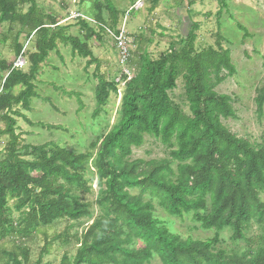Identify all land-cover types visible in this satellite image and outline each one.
Returning a JSON list of instances; mask_svg holds the SVG:
<instances>
[{"label":"trees","instance_id":"obj_1","mask_svg":"<svg viewBox=\"0 0 264 264\" xmlns=\"http://www.w3.org/2000/svg\"><path fill=\"white\" fill-rule=\"evenodd\" d=\"M219 1L227 8L224 0ZM95 5L99 9L96 19L103 24L101 7ZM23 6H28L25 13L20 11ZM107 10L116 26L118 13L113 6ZM6 22L19 24L35 40L34 51L26 55V72L0 60V117L4 124L0 137L9 139L7 155L0 161V241L14 233L28 238L38 227L89 215V205L73 192L89 191L84 173L90 154H75L55 145L50 149L49 144H22L16 128L18 118L31 123L23 112L30 111L32 100L40 98L35 82L58 43L69 45L73 55L89 59L87 66L96 63L99 71V61L88 44L67 36L55 18L41 12L36 0H0V25ZM238 28L248 35L243 26ZM196 30L194 25L180 51L172 50L156 60L147 56L130 60L136 73L126 84L120 121L102 137L94 161L104 185L98 201L101 215L78 237L80 248L73 261L64 256L61 264H147L154 255L161 264H264V143L254 148L223 125L222 118L235 117V111L231 98L214 88L224 81L222 72L233 76L235 67L219 35L216 49L197 52ZM23 48L14 45L17 58ZM180 75L185 78L189 115L168 94L176 88ZM116 91L112 83L98 80L95 117ZM255 103L258 115L263 116L264 85L257 91ZM146 136L170 148L169 159L130 161L132 149L141 147ZM145 196L157 200L169 216L182 218L193 213L205 230L230 229L233 241L244 240L245 232L258 222L263 229L260 247L238 255L218 249V235L206 241L182 240L154 218V207L144 201ZM13 199L16 209L24 210L19 228L10 215L9 200ZM61 238L45 244L37 264ZM135 240L144 247L129 248ZM9 256L13 264H21L19 259L29 262L27 250Z\"/></svg>","mask_w":264,"mask_h":264},{"label":"rangeland","instance_id":"obj_2","mask_svg":"<svg viewBox=\"0 0 264 264\" xmlns=\"http://www.w3.org/2000/svg\"><path fill=\"white\" fill-rule=\"evenodd\" d=\"M41 12L56 19L59 27H64L65 34L78 37L86 42L94 57L99 61V71L96 63L87 66L89 59L72 54L69 45H61L57 53H52L43 64L35 85L40 98L33 99L30 111L23 112L31 122L28 124L17 119L16 133L21 136V143L31 146L49 144L72 151L75 154L89 153L90 160L84 177L89 187L88 192L74 191L83 204L89 205V215L78 221L59 220L50 226L38 227L28 238L17 233L0 241V264H13L9 254L27 250L28 264H37L47 242L57 236L62 238L54 241L47 255L42 257L41 264H61L67 256L73 261L80 248L78 237L84 229L92 225L101 215L98 201L104 191L103 182L96 174L94 161L103 136L108 134L120 121L122 97L125 86L116 82L122 76L121 66L114 40L101 29L96 19L100 5L103 25L111 29L120 28L125 20L126 30L131 42V61L147 56L152 60L170 51H180L184 47V39L194 25L197 26L195 47L197 52L210 47L217 48L218 35L223 38L221 46L228 50L235 67V74L228 76L222 72L224 81L215 86L220 95L231 98L235 117L224 119L222 123L232 133L248 141L254 148L264 143V115L259 116L255 98L257 91L264 85V0H224L227 8H223L219 0H204L201 8L192 10L190 19L184 16V8L179 7L177 15L163 14L153 16L150 8L154 0H139L140 8L131 10L137 0H36ZM107 2V3H106ZM137 3V2H136ZM107 6H113L118 13L117 25L113 24L112 16ZM28 6L20 11L27 12ZM83 16L86 19H83ZM184 17L185 20L180 18ZM85 24L87 28L83 26ZM243 26L248 35L238 28ZM88 29L100 37L93 36ZM32 38V37H31ZM86 38V40H85ZM34 38L27 37L19 24L3 23L0 25V60L13 64L17 59L14 45H22L25 52L34 50ZM30 44V45H29ZM30 46V47H29ZM23 48V49H24ZM28 66L24 67L26 72ZM133 78L136 71L129 66ZM3 73L0 72V77ZM105 79L116 87L111 92L107 104L101 108L97 117L95 88L99 79ZM0 82V89L2 87ZM185 78L180 75L176 88L169 91L171 101L189 115V105L185 97ZM17 91L19 89H16ZM17 93V92H15ZM4 124L0 117V129ZM8 137H0V161L7 155ZM96 145L92 148V145ZM171 149L158 139L146 136L144 144L133 148L130 161L167 160ZM175 167V165H173ZM139 191H133L137 195ZM154 207V218L162 223L173 235L182 240L194 239L206 241L218 235V249L230 254H248L259 247L263 235L261 224L253 222L245 232V239L233 241L232 231L228 228L221 232L203 229L193 213L182 218L169 216L159 206L155 199L144 197ZM264 202V196L261 195ZM16 200H9L11 218L15 225H22L23 211L15 207ZM144 247L140 241H134L129 248L140 250ZM21 264H25L22 259ZM147 264H161L154 255Z\"/></svg>","mask_w":264,"mask_h":264},{"label":"built area","instance_id":"obj_3","mask_svg":"<svg viewBox=\"0 0 264 264\" xmlns=\"http://www.w3.org/2000/svg\"><path fill=\"white\" fill-rule=\"evenodd\" d=\"M140 2H137L131 10L139 9ZM83 17V16H78ZM83 19H86L83 17ZM101 29H103L109 36L114 40V46L118 53L119 64L121 66L122 76L117 79L116 82H119L123 86L129 83L133 79V75H131V71L129 70V62L131 59V40L128 36L126 30L125 20L123 25L118 29H111L106 27L103 24H99ZM25 48L21 52L20 56L15 60L13 64V69H24L28 65L27 58H26Z\"/></svg>","mask_w":264,"mask_h":264},{"label":"crops","instance_id":"obj_4","mask_svg":"<svg viewBox=\"0 0 264 264\" xmlns=\"http://www.w3.org/2000/svg\"><path fill=\"white\" fill-rule=\"evenodd\" d=\"M138 1L139 0H137L136 2H138ZM136 2L134 4H136ZM203 2H204V0H159L157 2V4H155V0H154L152 6L150 8V11H151V14H153V16L163 14L164 15L163 18L165 19V23H166V21H167L166 16L173 15V14L177 15L179 7L182 6L184 8V14H185L184 16H186V18L190 19L191 11L192 10L196 11L198 8H201L202 7L201 5L203 4ZM181 19L185 20L184 17L180 18L179 20L181 21ZM117 21L119 22L118 19H117ZM167 22H169V21H167ZM64 27H66V25ZM61 45H63V44H61ZM59 49H60V43L57 44V49L54 51V53H57L59 51ZM33 51H31V52H33ZM52 53L50 55H52Z\"/></svg>","mask_w":264,"mask_h":264}]
</instances>
